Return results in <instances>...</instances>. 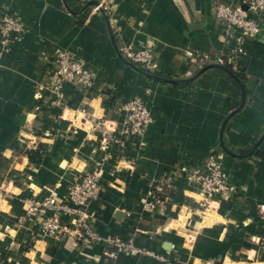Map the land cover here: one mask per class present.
Segmentation results:
<instances>
[{
	"label": "crops",
	"instance_id": "0c3cea01",
	"mask_svg": "<svg viewBox=\"0 0 264 264\" xmlns=\"http://www.w3.org/2000/svg\"><path fill=\"white\" fill-rule=\"evenodd\" d=\"M110 1L0 0V12L15 13L24 27L0 52V264H264V17L250 12L260 31L236 61L242 91L225 70L186 57L221 56L228 67L236 41L212 4L241 0H113L106 19L93 2ZM123 43L150 50L158 76H195L171 83L140 73L117 56L115 44ZM59 50L92 72L89 87L64 80L54 88ZM242 93L223 125L233 156L219 147V131ZM133 97L152 122L138 142L119 145L122 104ZM210 152L220 153L233 192L204 211L184 171ZM96 163L102 193L87 206L88 223L102 238L132 240L141 253L108 257L102 242L42 237L32 220L18 222L25 197H64ZM154 183L167 186V197L148 210Z\"/></svg>",
	"mask_w": 264,
	"mask_h": 264
},
{
	"label": "built area",
	"instance_id": "2783aa9c",
	"mask_svg": "<svg viewBox=\"0 0 264 264\" xmlns=\"http://www.w3.org/2000/svg\"><path fill=\"white\" fill-rule=\"evenodd\" d=\"M112 1L100 4L106 14L112 11ZM213 13L216 18L225 22L226 33L234 36L236 45L232 47L229 56V69L238 72L237 59L243 53V42L248 38H254L259 34L260 28L250 12L264 17V0H241L239 3L230 4L214 1ZM24 27L19 17L4 8L0 12V52L8 51L9 43L13 39L22 36ZM122 55L132 63L154 71V54L146 48L134 47L123 43L119 46ZM187 60L192 65H202L207 62H222L221 56L213 59L206 54L188 52ZM52 72L56 79L55 89L60 87L64 80L77 82L84 87H89L93 82L92 72L85 64L69 54L65 50H59L53 58ZM42 87V86H41ZM59 100H52L51 104H58ZM127 117L122 130V136L116 139L117 144L126 141L138 142L148 125L152 122V114L140 97H133L122 104ZM107 148L106 144L102 145ZM100 164L96 163L88 171H85L69 187L64 197L47 196L37 198L27 196L24 213L19 216L18 222L32 220L37 226L38 235L42 237H72L76 243L102 242L105 256L114 257L119 252H127L130 255L141 253L132 240L119 237H100L92 230L88 223L87 206L91 200L98 198L102 193V185L99 182ZM185 176L194 182L202 197L199 206L205 210L214 208L221 198L233 192L222 168L220 153L210 152L202 164L198 167L184 171ZM167 197V186L163 183H154L148 191V200L144 206L148 210H154L162 205ZM259 218L264 222V202L258 206Z\"/></svg>",
	"mask_w": 264,
	"mask_h": 264
},
{
	"label": "water",
	"instance_id": "95a60500",
	"mask_svg": "<svg viewBox=\"0 0 264 264\" xmlns=\"http://www.w3.org/2000/svg\"><path fill=\"white\" fill-rule=\"evenodd\" d=\"M93 5H96V9L98 11H100L102 13V15L107 19V15H106V12L105 10L102 8V6H100V4H96V2H93ZM110 37L112 39V41L114 42V37H113V34H112V31L110 30ZM115 49H116V54L117 56L120 58V60H122L123 63H125L126 65H128L129 67L133 68L134 70L140 72V73H143L147 76H150L151 78H155V79H158V80H161V81H165V82H171V83H177V82H180V81H187V80H190V79H193L194 76L188 78V79H182V80H179V79H171V78H165V77H162V76H158L155 74L154 71H150V70H147L145 68H142L134 63H132L131 61H129L128 59H126L122 53L120 52L119 50V47L115 44ZM203 66H201L203 69L204 68H208V67H218L222 70H225L226 72H228V74H230L239 84H240V77H238L234 72H232L228 67L224 66L223 64L219 63V62H215V61H211V62H207L205 64H202ZM240 88L241 90L243 91V87L242 85L240 84ZM243 101H244V95L242 93V97H241V102H240V105L233 109L232 111H230L227 116L225 117V119L223 120V123L220 127V131H219V147L226 153L230 154V155H233V156H237L236 154L232 153L230 150H228L226 148V146L224 145V142L222 140V133H223V125L225 123V121L228 119V117L233 114L239 107H241V105L243 104ZM264 135V134H263ZM263 136H261L257 142L255 143L254 146H256L258 144V142L260 141V139H262Z\"/></svg>",
	"mask_w": 264,
	"mask_h": 264
},
{
	"label": "trees",
	"instance_id": "16d2710c",
	"mask_svg": "<svg viewBox=\"0 0 264 264\" xmlns=\"http://www.w3.org/2000/svg\"><path fill=\"white\" fill-rule=\"evenodd\" d=\"M228 68H229V65H228Z\"/></svg>",
	"mask_w": 264,
	"mask_h": 264
}]
</instances>
